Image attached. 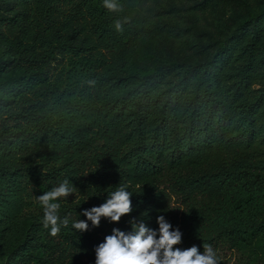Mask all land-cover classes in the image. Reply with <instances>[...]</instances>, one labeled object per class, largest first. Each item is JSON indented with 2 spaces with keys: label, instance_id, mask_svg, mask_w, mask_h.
Listing matches in <instances>:
<instances>
[{
  "label": "trees",
  "instance_id": "trees-1",
  "mask_svg": "<svg viewBox=\"0 0 264 264\" xmlns=\"http://www.w3.org/2000/svg\"><path fill=\"white\" fill-rule=\"evenodd\" d=\"M147 1L110 12L103 0H0V264H95L113 229L132 232V218L158 229L159 215L183 233L174 247L228 245L264 263V8L219 29L211 49L178 39L183 18L147 15ZM158 36L199 57L133 70ZM65 179L76 194L57 201L69 224L53 237L38 196ZM119 184L132 212L94 226L84 210Z\"/></svg>",
  "mask_w": 264,
  "mask_h": 264
},
{
  "label": "clouds",
  "instance_id": "clouds-1",
  "mask_svg": "<svg viewBox=\"0 0 264 264\" xmlns=\"http://www.w3.org/2000/svg\"><path fill=\"white\" fill-rule=\"evenodd\" d=\"M103 7L110 12L119 11L116 0H103ZM115 27L120 29L119 21H116ZM73 193L76 194L75 187L65 179L58 186L38 196L43 208V227L50 229V235L53 237L59 234L61 226L66 227L69 224L67 216L61 219V205L57 201ZM132 195L133 192L127 190L126 185L119 184L115 191L108 192L105 203L85 209L83 215L94 226H99L102 216L119 222L122 216L132 212ZM157 223L158 229H152L143 221L132 218V232L113 229V234L106 236L105 241L96 247L95 264H220L217 250L210 244L203 243V253L196 245L183 250L174 247L182 242L183 233L179 227L173 230L172 224L164 215L157 217ZM72 227L78 231H87L89 225L86 220L79 219L73 222Z\"/></svg>",
  "mask_w": 264,
  "mask_h": 264
},
{
  "label": "rangeland",
  "instance_id": "rangeland-1",
  "mask_svg": "<svg viewBox=\"0 0 264 264\" xmlns=\"http://www.w3.org/2000/svg\"><path fill=\"white\" fill-rule=\"evenodd\" d=\"M200 0H149L142 6V11L147 15L156 13L167 14L175 18H183V26L186 28L181 38H188V34L194 33L199 45L209 43L212 46L216 43V35L219 29L234 27L236 21L245 14L248 10H260L264 8V0H224L223 7L210 10L207 13H199L198 16L191 15L188 12L192 4L198 3ZM174 37L169 41L162 42L161 37H155L144 43L139 48L138 54L134 63L133 70H143L153 63L155 58L161 55L176 56L179 51V45L173 43ZM204 48V47H201ZM209 50H206L207 53ZM183 53V52H182ZM185 59L194 61L199 57L196 53L188 49L187 53H183ZM173 201L176 205V210L179 203L174 197ZM217 257L220 264H264L259 259H254L251 253L246 250L230 248L228 245L219 246L216 248Z\"/></svg>",
  "mask_w": 264,
  "mask_h": 264
}]
</instances>
